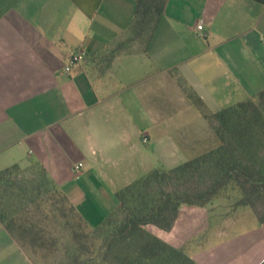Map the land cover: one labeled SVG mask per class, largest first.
<instances>
[{"label":"crops","instance_id":"1","mask_svg":"<svg viewBox=\"0 0 264 264\" xmlns=\"http://www.w3.org/2000/svg\"><path fill=\"white\" fill-rule=\"evenodd\" d=\"M136 2L0 0V171L41 165L93 227L116 192L215 144L190 95L216 113L264 90V4L168 0L147 45L115 52ZM146 230L194 264H264L249 207L181 205L169 231ZM0 242L6 264H33L1 223Z\"/></svg>","mask_w":264,"mask_h":264},{"label":"trees","instance_id":"2","mask_svg":"<svg viewBox=\"0 0 264 264\" xmlns=\"http://www.w3.org/2000/svg\"><path fill=\"white\" fill-rule=\"evenodd\" d=\"M264 4V0H248ZM168 0H137L128 36L116 51L137 41L147 45ZM216 142L172 169H154L116 192L118 205L90 226L44 168L13 165L0 171V223L33 264H194L193 259L146 230L169 231L181 205L206 206L228 186L242 193L235 206L249 207L264 223V90L254 98L208 112ZM36 169L27 185H11L12 175Z\"/></svg>","mask_w":264,"mask_h":264},{"label":"rangeland","instance_id":"3","mask_svg":"<svg viewBox=\"0 0 264 264\" xmlns=\"http://www.w3.org/2000/svg\"><path fill=\"white\" fill-rule=\"evenodd\" d=\"M24 172L12 175L11 177V185L13 187H16L18 184L27 185V183L36 178L39 177L37 175V170L34 168H29L27 170H23ZM5 187L0 185V194L3 193V189ZM3 197L5 201L14 202L16 201L14 197L7 196L5 193H3ZM242 197L241 191H239L235 186L230 185L228 186L224 191H221V193L215 198V200L212 202L216 206V210H222V204H228L230 207H237L235 206V203ZM246 222V221H244ZM5 245H2L0 242V264H6L8 262V251H5Z\"/></svg>","mask_w":264,"mask_h":264},{"label":"built area","instance_id":"4","mask_svg":"<svg viewBox=\"0 0 264 264\" xmlns=\"http://www.w3.org/2000/svg\"><path fill=\"white\" fill-rule=\"evenodd\" d=\"M198 29H202V25H198ZM84 58V54L83 53H78L74 56H72L69 61H68V64L67 66L65 67V72L69 73L70 70L72 69V67L77 64L78 62L82 61ZM144 142L147 141L146 138L143 139ZM83 164L82 163H78L76 166H75V172L76 173H79L80 169L82 168Z\"/></svg>","mask_w":264,"mask_h":264}]
</instances>
